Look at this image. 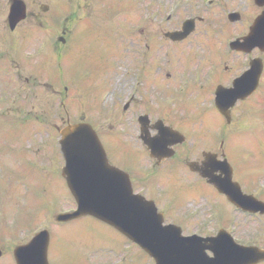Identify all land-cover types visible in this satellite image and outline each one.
<instances>
[{"label": "rangeland", "instance_id": "1", "mask_svg": "<svg viewBox=\"0 0 264 264\" xmlns=\"http://www.w3.org/2000/svg\"><path fill=\"white\" fill-rule=\"evenodd\" d=\"M25 1L33 16L26 19L23 30L35 35H30L24 49L18 51L3 49L2 43L7 47L9 40L4 37L0 41V61H11V67L20 63L21 80L43 75L48 83L52 77L56 90L33 91L25 80L23 112L9 113V120H0V144L8 140L15 155L0 160V248L6 250L0 264H5L14 245L28 242L44 227L54 233L49 254L51 262L58 259L54 264H60L59 258L65 257L67 249L74 258L65 264H154L92 216L61 226L56 223L58 213L76 206L62 177L64 159L57 131L67 115L72 121L85 118L94 122L109 149L117 142V135L126 145H137L140 114L148 113L152 120L169 116L168 123L179 126L187 137L180 146V156L171 161L175 165L169 163L157 175L166 184L171 205L182 209L173 219L185 233L207 235L225 228L241 243L264 247V215L244 214L222 203L216 193L185 175L182 163L186 153L200 158L205 150L219 156L224 151L234 167L235 179L246 192L264 200V73L258 92L232 109V123L226 122L214 103L217 85H229L248 67L250 58L229 51L228 42L238 34L233 27L225 34L199 31L183 44L174 45L167 42L162 30L167 27L164 17L168 9L174 1L180 3L176 15L184 19L195 11L197 0ZM42 4L49 5L48 12L41 10ZM148 13L153 14V21L147 18ZM61 36L66 38L65 44L59 41ZM261 57L264 61V54ZM229 65L231 73L225 71ZM84 77L87 80L81 85L71 82L80 84ZM59 78H63V84ZM67 81L74 90L69 88L66 93ZM179 86L183 87L181 94L176 93ZM77 88L83 98L76 94ZM86 88L91 92L101 90L97 102L94 96L89 99L84 94ZM136 88V102L131 110L124 111V102ZM10 103L17 110V94ZM17 122L18 128L14 126ZM111 158L123 161L117 155ZM144 162L139 159L140 167ZM178 181L187 184L173 191L172 185Z\"/></svg>", "mask_w": 264, "mask_h": 264}, {"label": "water", "instance_id": "2", "mask_svg": "<svg viewBox=\"0 0 264 264\" xmlns=\"http://www.w3.org/2000/svg\"><path fill=\"white\" fill-rule=\"evenodd\" d=\"M24 12L23 3L16 7L17 18L23 17ZM256 45L264 49V17L257 21L244 43L236 41L232 46L243 49ZM261 70V61L255 60L253 69L236 81L234 89L218 91L217 106L227 118L230 119L229 108L237 99L245 98L255 90ZM62 136L67 159L64 174L79 204L72 217L92 214L115 225L149 251L157 264H253L264 259V250L240 246L225 231L217 237L185 239L179 228L163 227L154 207L132 194L126 174L107 164L105 152L89 125H69L62 131ZM207 158L202 168H197L203 176L245 210L264 212L263 203L244 195L239 184L232 181V169L227 161H217L212 155ZM218 170L226 175L225 178L214 175ZM47 236L21 247L17 251L18 264H47ZM206 249H211L215 257L209 258Z\"/></svg>", "mask_w": 264, "mask_h": 264}, {"label": "flooded vegetation", "instance_id": "3", "mask_svg": "<svg viewBox=\"0 0 264 264\" xmlns=\"http://www.w3.org/2000/svg\"><path fill=\"white\" fill-rule=\"evenodd\" d=\"M10 4H11V0H7L6 3L5 2L2 3V1H0V10L1 9L4 10L5 7H8V9H9ZM211 6L212 7L209 11H206L203 8V10L205 12H207L209 15V22L206 25L211 26L210 28L216 26L218 29L223 30V23L218 24V19L220 18V20L223 21L224 15L222 16L221 14H219V12L224 13L227 11L225 14L226 17L228 15L227 20L231 23L230 24L231 26L235 25L237 30L241 31L240 35H242V36L249 32V28H250L251 23L253 22L255 17L258 15V13L261 10H263V8H259L255 5H254V8H251L250 0H241L240 2L236 1V0H211ZM231 8H232V10H229ZM230 11L239 14L238 18L235 19L234 21H231V19L229 18L228 13H231ZM1 18H3V17H1ZM196 20L198 22L197 26H201L202 23L204 22V20L202 21L201 17H199V16L196 17ZM7 24H8V22H4L3 23L4 27ZM181 26H182L181 22H175L170 27H167L166 29H167V31L179 30V29H181ZM226 70H228V67H226ZM177 150L178 149L176 148V151ZM166 161H168V160H166ZM166 161H164V162H166ZM162 164L158 165V166H156L157 165L156 164L154 166V168L162 167L163 166ZM131 178L133 181V185L137 190H139L140 192L145 194L147 197L154 199L155 202L159 206H162L161 197H162L163 193H162V189L159 188L158 185H156V184L153 185L147 176H145L144 174H142L138 171H133ZM166 213L167 212L165 211V214Z\"/></svg>", "mask_w": 264, "mask_h": 264}]
</instances>
